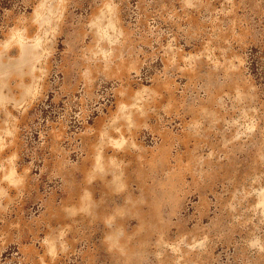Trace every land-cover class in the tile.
Returning <instances> with one entry per match:
<instances>
[{
    "label": "rangeland",
    "instance_id": "1",
    "mask_svg": "<svg viewBox=\"0 0 264 264\" xmlns=\"http://www.w3.org/2000/svg\"><path fill=\"white\" fill-rule=\"evenodd\" d=\"M0 264H264V0H0Z\"/></svg>",
    "mask_w": 264,
    "mask_h": 264
}]
</instances>
